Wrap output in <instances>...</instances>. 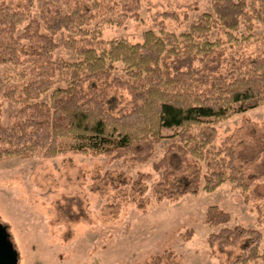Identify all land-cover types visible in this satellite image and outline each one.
Instances as JSON below:
<instances>
[{
    "label": "trees",
    "instance_id": "1",
    "mask_svg": "<svg viewBox=\"0 0 264 264\" xmlns=\"http://www.w3.org/2000/svg\"><path fill=\"white\" fill-rule=\"evenodd\" d=\"M35 1L0 0V65L13 70L4 96L18 105L4 123L0 104V160L71 153L138 164L168 137L153 164L162 174L155 184L160 198L177 200L230 182L252 199L235 146L216 139L221 121L264 105V34H258L264 0H213L211 11L194 19L188 10L182 19L165 11L158 28L146 29L139 41L107 39L103 26L141 19L142 0H46L37 13ZM166 19L188 25L177 32ZM260 41L262 52L244 60L245 48ZM228 61L235 74L220 73ZM89 81L102 84L87 89ZM111 91L126 93L118 114L107 106ZM230 220L218 205L208 207L206 223L221 226L208 237L212 254L237 250L220 264H264L263 231L228 226Z\"/></svg>",
    "mask_w": 264,
    "mask_h": 264
},
{
    "label": "rangeland",
    "instance_id": "2",
    "mask_svg": "<svg viewBox=\"0 0 264 264\" xmlns=\"http://www.w3.org/2000/svg\"><path fill=\"white\" fill-rule=\"evenodd\" d=\"M46 0L35 1L38 12ZM213 0H142L141 19H129L123 26L104 23L107 39H142L146 29L158 28L160 13L177 12L191 19L211 11ZM190 19V20H191ZM170 30H184L188 23L166 19ZM259 36L264 28L258 30ZM260 42H253L242 54L244 60L259 55ZM59 52H63L60 50ZM64 53V52H63ZM67 58L75 56L64 53ZM9 65H0V104L7 123L18 105L4 96ZM221 74L236 73L232 61ZM8 75V74H7ZM12 84L15 83L11 79ZM89 81L85 88L101 85ZM48 99V95L44 97ZM125 92L111 91L107 106L118 114L125 104ZM216 143L234 145L238 165L252 182V199L246 201L237 187L226 182L213 191L201 189L177 200L160 198L155 184L161 171L153 167L170 139L156 145L154 155L144 163L132 164L105 155L62 154L55 158L9 156L0 160V220L8 227L19 251V264H220L237 254L229 250L212 254L208 237L220 229L206 223L209 206L218 205L230 213L228 226L243 224L264 233V105L237 113L217 124ZM171 133L164 129L163 134ZM142 176L143 182H134ZM257 206L262 208L259 218Z\"/></svg>",
    "mask_w": 264,
    "mask_h": 264
},
{
    "label": "water",
    "instance_id": "3",
    "mask_svg": "<svg viewBox=\"0 0 264 264\" xmlns=\"http://www.w3.org/2000/svg\"><path fill=\"white\" fill-rule=\"evenodd\" d=\"M0 264H19V251L11 239L8 227L0 220Z\"/></svg>",
    "mask_w": 264,
    "mask_h": 264
}]
</instances>
